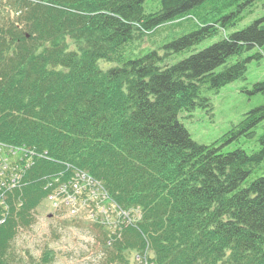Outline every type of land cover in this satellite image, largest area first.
I'll list each match as a JSON object with an SVG mask.
<instances>
[{
    "label": "trees",
    "instance_id": "1",
    "mask_svg": "<svg viewBox=\"0 0 264 264\" xmlns=\"http://www.w3.org/2000/svg\"><path fill=\"white\" fill-rule=\"evenodd\" d=\"M257 1L159 0L152 12L147 0L2 4L0 141L50 159L31 169L23 204L0 226V264L53 263V250L20 256L13 241L46 196L35 178L67 164L101 180L123 209L143 211L111 245L104 228L86 226L99 234L101 264L142 249L151 264H264V104L219 140L244 137L257 145L251 152L198 143L179 119L182 110H211L207 92L246 79L248 63L264 58V16L236 30ZM179 25L188 32L150 41ZM245 90L264 95V80Z\"/></svg>",
    "mask_w": 264,
    "mask_h": 264
},
{
    "label": "rangeland",
    "instance_id": "2",
    "mask_svg": "<svg viewBox=\"0 0 264 264\" xmlns=\"http://www.w3.org/2000/svg\"><path fill=\"white\" fill-rule=\"evenodd\" d=\"M7 0H0V10L2 4ZM160 8L159 0H147L145 9L147 12L156 11ZM253 11L247 13L243 21H241L236 30L245 28L252 24L258 18L264 16V0H258L252 9ZM189 23V22H185ZM192 29V28H191ZM190 30V29H189ZM187 29L179 25L176 28H167L156 35L150 37V41H158L168 34L167 39L187 33ZM209 38L195 46L196 50H201L206 46L220 40L221 35ZM148 40V37H147ZM156 44H153L154 47ZM148 46L143 47V51L148 50ZM140 51L138 43H130L127 50V56L135 57ZM188 51L180 57H185L192 53ZM257 52L253 49L244 54V57L253 55ZM104 66L110 63H102ZM246 79H239L233 81L222 87L217 93L207 92L211 99L212 109H204L197 107L195 110L189 112L182 110L179 112V119L183 122L185 127L190 132L192 138L201 144L218 143L223 145L221 140L233 127L238 124L245 116V114L264 104L263 94H250L245 88L251 89L253 84L264 80V58L261 60H251L248 63V71ZM238 147H243L248 152L257 148L254 141L248 140L244 137L223 145L224 151H232ZM95 201V199H94ZM113 207L108 206L106 212L102 209H92L98 219L97 213L109 214ZM97 212V213H96ZM71 213H74L72 211ZM71 213L56 211L50 200L48 204H42L36 210V221L31 228L22 229L15 240L13 241V248L21 255H26L28 251L34 258H40L43 252L47 249L53 250L55 260L52 264H101L102 252H100V242L97 238V233L88 230L87 227H82L77 224H71ZM89 216V212L79 213L78 217ZM118 216H113L108 221V226L112 227L113 223L117 221ZM81 220V219H80ZM99 220V219H98ZM105 226V225H103ZM114 229V227L112 228ZM99 233V232H98ZM132 256V254H131Z\"/></svg>",
    "mask_w": 264,
    "mask_h": 264
},
{
    "label": "bare ground",
    "instance_id": "3",
    "mask_svg": "<svg viewBox=\"0 0 264 264\" xmlns=\"http://www.w3.org/2000/svg\"><path fill=\"white\" fill-rule=\"evenodd\" d=\"M11 217V216H10Z\"/></svg>",
    "mask_w": 264,
    "mask_h": 264
}]
</instances>
